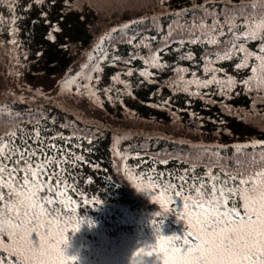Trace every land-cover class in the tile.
<instances>
[{"label":"trees","instance_id":"16d2710c","mask_svg":"<svg viewBox=\"0 0 264 264\" xmlns=\"http://www.w3.org/2000/svg\"><path fill=\"white\" fill-rule=\"evenodd\" d=\"M83 1L87 0H43L39 4L35 0H0V17L5 21L13 16L17 18L14 25L0 24V107L7 106L16 114L15 119L8 116L0 119V132L16 127V143L22 145L23 140H27L36 148L39 143L30 137L38 130L45 145L54 143L84 156L88 163L65 167L75 177L80 191L103 201L94 208L103 210L107 217H114L119 226L114 234L92 246L91 255L78 254L79 262L113 264L110 257H114L115 252L156 243L152 220L162 211L151 199L154 193L138 191L123 172H117L121 162L113 148L128 156L126 164L137 171L153 167L154 157L188 159L205 151L208 157L202 164L220 160L222 165L232 166L236 160L233 145L264 141V101L258 98L264 93L250 92L240 83L252 75L251 66L256 63L253 58L248 68L237 70L235 65L242 58L240 55L211 65L224 70L216 73L219 77L223 78L225 73L235 77L237 85L228 97L221 96L216 85L198 89L191 84L187 85L188 91L182 90L184 81L210 78L212 73L205 72L206 58L215 59V54L222 52L226 42L231 40V36L226 35L220 38L219 45L206 41L189 43L193 39L189 30L194 24H199L202 18L212 23V17L200 5H206L217 14L222 0L214 3L209 0H88L94 5L85 7ZM129 1H133L132 6L127 4ZM241 2L250 0H232V4ZM134 7L138 12L130 15ZM179 12L183 14L176 15ZM116 14L121 18L116 19ZM141 19L143 23L112 32L114 28ZM12 28L18 29L14 37ZM108 34L111 39L105 40L98 49V42ZM195 35L199 36L200 32L196 31ZM13 38L17 46L11 44ZM130 38H134L131 44L128 43ZM259 44L253 40L246 42L250 50L257 52ZM156 53L165 67L145 63ZM189 53L194 59H181ZM79 57L77 68L69 72ZM115 57L120 59L114 61ZM98 68L101 70L97 71ZM181 68L185 71L178 74L176 69ZM128 71L132 72L131 76L127 75ZM144 71L151 75L141 76ZM78 73L82 75L72 92L79 104L97 116L90 115L88 119L81 114V117L64 108L65 104L59 106L44 98L33 102L37 100L34 93H47L55 88L54 80L57 83L61 76L66 80ZM114 76H119L124 83L114 81ZM87 77H91L102 106L85 91L84 85L89 83ZM47 80L51 83L46 84ZM105 89L110 91L105 93ZM194 92L199 95H192ZM164 101H168L167 105ZM225 105L230 111L225 110ZM61 136L71 140L60 139ZM117 136L120 137L118 145ZM89 139H92L91 144ZM259 151V147L244 150L249 154ZM48 154L54 153L48 151ZM138 154L143 160L135 158ZM137 165L140 168H136ZM188 166L175 159H170L167 165H155L158 171H177ZM205 170L200 167L197 172L202 174ZM176 207L178 210L182 207L178 198ZM166 216L162 234L183 236L186 222L174 212ZM126 253L132 255L133 251ZM145 261L146 264H162L155 254Z\"/></svg>","mask_w":264,"mask_h":264},{"label":"snow or ice","instance_id":"6c2138e0","mask_svg":"<svg viewBox=\"0 0 264 264\" xmlns=\"http://www.w3.org/2000/svg\"><path fill=\"white\" fill-rule=\"evenodd\" d=\"M35 2L39 4L43 0ZM214 2L209 0V3ZM200 7L212 17V23L202 18L199 24H194L189 30L193 35L189 43L206 41L211 45H219L220 38L226 35H230L231 40L226 42L227 46L222 52L215 54V59L206 58L205 72L212 73L210 78L184 81L182 90L188 91L187 85L191 84H195L198 89L216 85L218 93L228 97L237 85L235 77L225 73L221 78L216 73L224 70L211 65L240 55L242 58L235 65L237 70L248 68L253 58L256 61L251 66L252 75L240 83L250 92L255 90L258 94L264 93V0L239 4L222 0V7L217 14H213L206 5ZM182 14L176 13L178 16ZM16 19L13 16L10 21H5L0 17V24L7 22L14 25ZM143 22L142 19L130 21L120 28L112 29V32L125 31L132 24ZM240 28L244 30L239 31ZM16 31L18 29L12 28L13 37ZM196 31L200 32L199 36L195 35ZM107 39H111L110 34L100 39L97 48ZM133 39L130 38L128 43L131 44ZM249 40L260 42L258 52L246 46ZM11 44L17 46L18 42L13 38ZM119 59L115 57L114 61ZM159 59V53H156L145 63L152 67H165ZM181 59H194V56L189 53ZM176 71L179 74L185 69ZM81 75L78 73L76 77L63 81L62 90H70V86L76 84ZM127 75L131 76L132 72L128 71ZM140 75L148 77L151 73L144 71ZM87 79L89 83L84 85L85 91L90 99L102 106L103 102L92 87L91 77ZM113 80L124 83L119 76H114ZM104 91L107 93L110 89ZM191 94L199 95V92ZM258 98L264 101V95H258ZM167 103L163 102L164 105ZM225 110L230 111L227 105ZM4 116L16 118V114L7 106L0 107V119ZM30 138L40 146L34 148L27 140L18 145L16 127L0 132V264H79L78 255L67 254L72 235L79 232L86 222V217L81 216L79 210L98 206L103 201L80 191L75 177L71 176L65 165L75 167L88 161L83 155L54 143L45 145L38 130ZM60 139L71 140L63 136ZM119 140L117 136V145ZM88 143L91 144L92 139ZM257 147L260 151L256 154L244 152L247 148ZM233 148L236 160L232 166L222 165L220 160L202 164L201 161L208 157L205 151L188 159L154 157V166L147 171L129 167L126 164L128 156L117 147L113 148L114 155L121 162L117 165V172H123L138 191L154 193L151 199L162 209L152 220L157 233L156 243L139 248L133 254L131 264H146L145 258L154 254L162 264H264V141L233 145ZM45 149L54 154L49 155ZM212 155L219 156V153ZM135 158L143 160L139 154ZM170 159L189 166L177 171L157 170L156 164L167 165ZM93 167L99 168V165ZM200 167L206 169L202 174L197 172ZM136 168H140V165ZM88 183L91 184L92 180L89 179ZM177 198L182 202L179 210L176 207ZM169 212L176 213L179 219L186 222L183 236L162 234V225ZM160 217L163 218L158 219ZM87 223L91 226L93 222L87 220Z\"/></svg>","mask_w":264,"mask_h":264},{"label":"rangeland","instance_id":"374dc122","mask_svg":"<svg viewBox=\"0 0 264 264\" xmlns=\"http://www.w3.org/2000/svg\"><path fill=\"white\" fill-rule=\"evenodd\" d=\"M94 5L93 1H83L82 6L85 7L86 5ZM129 6L133 5V1L127 2ZM137 7H134V9L130 15H134L135 12H138L136 10ZM117 18H121L120 14H116ZM98 19H103L102 17ZM78 63H80V57L77 58L73 63L72 66L69 68V72L74 71ZM65 78V76H64ZM63 76L59 79V81L55 83V88L47 93H34L37 97V100H34L33 102H41L42 98L51 100L52 102H55L59 106L65 104L63 106L64 108L71 109L73 112L81 116L91 119L90 115H95L96 113L93 111H89L85 105L79 104L78 100L76 99V96L73 94L72 90L76 87V84H72L70 86V90L64 91L62 90V82L65 81ZM51 83L50 80L46 81V84ZM76 89V88H75ZM34 95V96H35ZM81 116V117H82ZM97 116V115H95ZM93 117V116H92ZM80 215L86 217V222L82 225L81 230L79 232H76L72 235L71 241H70V247L67 248V254L68 255H86L89 256L92 254V246H95L97 241L102 240L103 237H109L110 235L114 234L117 231V228L119 226L118 221L114 217H107V213H105L103 210L96 209L94 207L88 206L85 208H81L79 210ZM87 220H91L93 223L90 226L87 223ZM78 244L81 245V247H77ZM138 250L137 246H132L131 248H128L127 250H123L120 252H115L114 257H110L111 260H114L113 264H131L133 259V254ZM127 251H133L132 255H127ZM79 264H92V260H89L87 262H79Z\"/></svg>","mask_w":264,"mask_h":264}]
</instances>
